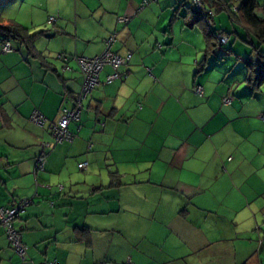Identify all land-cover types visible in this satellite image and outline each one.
Returning a JSON list of instances; mask_svg holds the SVG:
<instances>
[{"label":"crops","instance_id":"1","mask_svg":"<svg viewBox=\"0 0 264 264\" xmlns=\"http://www.w3.org/2000/svg\"><path fill=\"white\" fill-rule=\"evenodd\" d=\"M16 1L27 2L3 6ZM94 1L74 0L73 9L61 2L53 11L59 19L33 44L38 57L12 39L17 48L7 39L13 49L4 53L0 38V208L31 200L15 222L26 259L0 226V264H264L255 231L264 209V136L232 129L250 118L248 89L236 98L240 83L233 90L218 70L206 71L214 53L200 73L201 59L187 67L205 49L188 0H157L142 15L164 29L152 45L135 32L140 0ZM255 15L264 18V0ZM122 16L131 20L121 24ZM35 17L17 22L29 33L48 26ZM215 29L227 31L229 54L236 39H245L225 14L215 17ZM112 35V52L131 54L119 69L126 76L106 83L113 71L101 70L79 120L68 126L74 140L56 146L45 171L34 174L40 143L51 141L82 84L75 64L64 71L57 56H99ZM35 111L46 119L43 127L30 121ZM81 163L86 170L77 168Z\"/></svg>","mask_w":264,"mask_h":264},{"label":"built area","instance_id":"2","mask_svg":"<svg viewBox=\"0 0 264 264\" xmlns=\"http://www.w3.org/2000/svg\"><path fill=\"white\" fill-rule=\"evenodd\" d=\"M157 0H145L141 3V10L147 7L149 4ZM190 7L192 11H202V5L200 0H189ZM203 12V11H202ZM211 12L208 13V17L211 16ZM58 16H50L47 19V24H54ZM131 18L129 16H122L117 18V21L121 24H126ZM209 24V22H208ZM216 39L219 46L226 43V37L224 34H217ZM116 41V35L110 36L105 41L104 51L99 55L92 58H86L82 56L72 55H58L57 60L62 64V70L69 71V62H73L77 68V71L82 76V84L79 92L77 93L75 106L73 109H63L61 116L55 126L52 128L51 141L40 143V152L34 161L33 173H42L45 171V164L48 154L58 145L64 142H71L73 140V135L68 131V126L72 122H77L80 118V111L82 109V102L92 93L98 83V75L104 67H110L112 73L108 75L105 79L106 83H111L120 78H124L126 75L120 73L119 69L125 67L131 57L130 53H126L124 57L114 54L111 50L113 44ZM2 51L4 53L11 52L12 48L9 43L3 45ZM194 93L200 95L202 89L196 87ZM231 98L227 96L223 99L222 103L224 105H229ZM30 121L37 126L43 127L46 123V119L38 112H33L30 116ZM264 121V115L261 117ZM77 168L79 170H86L87 163L78 164ZM60 188V186H59ZM31 203L30 199L22 198L18 202L9 208H0V226L3 228L7 242L10 248L14 251L16 255L23 261L25 260L26 247L22 243V238L20 232L15 228L14 222L18 216L25 210L26 207ZM45 264H55L45 263Z\"/></svg>","mask_w":264,"mask_h":264},{"label":"rangeland","instance_id":"3","mask_svg":"<svg viewBox=\"0 0 264 264\" xmlns=\"http://www.w3.org/2000/svg\"><path fill=\"white\" fill-rule=\"evenodd\" d=\"M5 1L6 0H0V19L1 18L12 19V20H15L16 22L18 21L20 23H25V24L30 22L32 19H35L36 15L38 16L37 19L39 20L38 23L40 25H42L43 23L47 24V19L50 16H58V19H59V15L53 11H55L57 9V7L59 6V4L61 2L65 3L67 6L71 7L72 9L74 8V0H52V1L51 0H27V2H26L27 5L25 4L24 6L20 5V3L18 1H16L15 3H12V5L4 7L3 4ZM143 1H145V0H140V2L138 3V6H137L136 12L134 13V15L136 17V18L134 17L135 18L134 21L137 20L134 23L140 22L139 24L137 23L134 26L135 32L137 34V39L139 41H143V39H146L147 42L149 43L151 40V45H152L154 43L155 37L161 36L160 34H162L163 31L160 29H163V27L161 25H159V23H157L156 21H151V20H148L149 24H150V26H148L146 24V21H144L145 22L144 23L141 19L143 18V16H142L143 14H147L149 12L150 8H152L153 6H157L158 3L162 2V0H158L157 4H155L156 1L152 2L147 7H145V9L142 11L141 10V3ZM115 2L117 3V1H115ZM81 3L95 4V1L94 0H82ZM27 6H28V8H27ZM46 11H48V12L52 11L53 12V13H51L50 16L47 17V19H46ZM225 17H226V15H225ZM223 18L224 17H219V20L222 21ZM45 19H46V21H45ZM47 25L48 26H44L43 28H39V29L33 28V29H37V30H35L36 32H38L40 30L50 31V29L52 28V24H47ZM224 29H226V28L224 27ZM35 31H32L30 33H33ZM224 31L227 33L226 30H224ZM178 38L179 37H177V39ZM236 40H237L236 42L234 41L236 43V49H235V51L232 50L234 52L232 54L231 53L229 54V51L232 47V42H230L229 45L227 44L224 48H221V49L216 48L215 49L214 54L208 60V63H207L208 65H207L206 71H210L212 68L218 70L217 72L221 73L224 77H226L224 82L221 84L226 85L227 87L230 85H234L233 90L236 88V85L233 82L237 81L238 84L240 83L239 84L240 87H239L238 91L236 92V94L234 95V97L240 99L242 97V92L246 93V87L242 84V81H244V76H246V74H247V67L245 66V62L254 61L255 60V54L252 53L251 47L246 45L245 43H243L241 41V39H236ZM9 42L12 44L13 48H14V46H15V48H17V44L14 41L9 40ZM161 45H163V44H161ZM156 47H157V45H156ZM162 47L165 50V48H170L171 46H162ZM16 50H17L16 54H19L18 49H16ZM164 50H163V52H164ZM262 50H264L263 47H262ZM195 55H196V57H195ZM2 56L3 55L1 54V49H0V63H1V61H3ZM201 57H202V55H200L199 53L194 54L190 59L187 60V61H190V65L188 64L187 67L192 68L191 66H194L195 61H199L201 59ZM214 74H215L214 72L211 73L212 77L214 76ZM87 98L83 101V104L85 103ZM249 102H250V104H248L249 105L248 114L250 117L249 120L244 119L243 121L241 120V121L235 123L234 125H232V129H238L241 132H261L262 135L264 136V133H263L264 132V121L261 119V116L264 114V85L262 86L260 91L254 95L253 99L250 100ZM261 205L263 206L264 202H261ZM261 205H260V207H261ZM261 216H262V218L260 220H262V222L260 224H258V226L261 227V230H260L261 238H262V241H264V209H263V212L261 213ZM263 259H264V251H263Z\"/></svg>","mask_w":264,"mask_h":264},{"label":"trees","instance_id":"4","mask_svg":"<svg viewBox=\"0 0 264 264\" xmlns=\"http://www.w3.org/2000/svg\"><path fill=\"white\" fill-rule=\"evenodd\" d=\"M200 2L203 12L192 11L190 7V1L188 0V12L193 17L195 24L199 25L205 42V49L203 51L201 61L197 63L196 72L200 73L205 68L208 58L214 53L216 48L221 49L228 44V33L222 29H215L214 23L215 17L217 15L225 14L231 24L239 27L244 32L245 39H242L241 41L250 46L252 53L255 54L254 61L245 62L247 74L243 81V84L248 89L249 95L253 98L254 95L258 93L264 85V50H262V47L264 48V18L261 19L255 15V10L259 7V0H200ZM209 12H211L212 15L208 17ZM43 34V31L30 34L27 29L23 28L15 21L0 19V38L2 42V48L5 43H9V39H12L24 47L28 56L38 57V54H36L34 50L33 44L35 40ZM217 34H224L226 37V43L222 46H219L218 44L216 39ZM227 96H229L232 100L231 94L226 95L224 98ZM73 137L75 136L73 135ZM110 176L112 177V183H114V185H119V180L116 177V173H110ZM18 218L16 220H18ZM260 230V226L255 227L256 232H259Z\"/></svg>","mask_w":264,"mask_h":264}]
</instances>
